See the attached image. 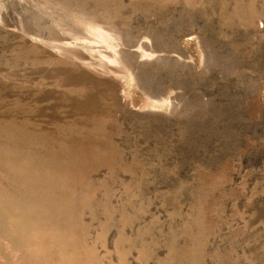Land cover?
<instances>
[{"label":"rangeland","instance_id":"1","mask_svg":"<svg viewBox=\"0 0 264 264\" xmlns=\"http://www.w3.org/2000/svg\"><path fill=\"white\" fill-rule=\"evenodd\" d=\"M0 264H264V0H0Z\"/></svg>","mask_w":264,"mask_h":264}]
</instances>
